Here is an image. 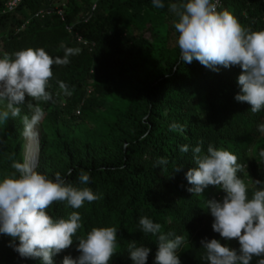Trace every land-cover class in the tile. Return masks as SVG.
I'll list each match as a JSON object with an SVG mask.
<instances>
[{
	"label": "trees",
	"instance_id": "obj_1",
	"mask_svg": "<svg viewBox=\"0 0 264 264\" xmlns=\"http://www.w3.org/2000/svg\"><path fill=\"white\" fill-rule=\"evenodd\" d=\"M8 1L0 0V55L43 47L62 57V46L80 49L68 65L53 66L48 89L53 98L42 103L47 115L40 124L44 132L36 170L49 176L71 170L70 182L92 188L101 198L80 209L54 203L51 214L59 218L78 211L84 224L78 235L116 226L119 247L111 264H132L127 254L132 241L152 248L148 264H153L157 240L140 231L142 216L160 223L165 234L185 237L178 251L182 264H207L200 244L204 238L238 249L237 240H223L213 231L206 211L205 200H221L225 193L216 186L203 196L187 191L191 185L185 174L196 165L191 151L181 153L179 146L191 149L202 142L205 151L211 144L233 152L249 195L257 188L255 181H264V134L257 128L264 123V110L252 113L250 105L234 99L239 66L217 73L198 61L181 62L178 44L170 46L172 13L167 7L153 8L151 0H24L15 12L6 13ZM56 8L65 11V21L56 13L35 16ZM224 9L244 27L264 29V0H219L218 10ZM68 25L89 45L68 33ZM58 81L73 90L71 97L63 96ZM21 108V115L29 114L26 105ZM76 119L94 130L77 125L71 130L69 122ZM172 124L184 131H170ZM24 152L22 121L9 119L0 125V179L14 171V162L25 159ZM159 158L168 164L158 165ZM177 167L181 170L174 172ZM81 170L90 174L87 185L77 181ZM10 240L0 236V264H40L20 258L8 246ZM77 244L54 257V264L65 255L78 256Z\"/></svg>",
	"mask_w": 264,
	"mask_h": 264
},
{
	"label": "clouds",
	"instance_id": "obj_2",
	"mask_svg": "<svg viewBox=\"0 0 264 264\" xmlns=\"http://www.w3.org/2000/svg\"><path fill=\"white\" fill-rule=\"evenodd\" d=\"M218 3L219 0H151L153 8L167 7L177 17L174 28L180 61H198L217 73L221 68L239 66V92L234 99L250 105L252 113L260 112L264 110V29L244 27L230 10H218ZM62 47V57L53 56L43 47L0 55V125L20 118L23 136L38 140V128L47 115L42 103L53 98L48 91L53 66H66L72 56L80 53L79 48ZM58 87L63 96L73 95L65 82L58 81ZM22 105H26L29 114L21 115ZM257 128L264 134V123ZM170 131L182 133L184 129L172 124ZM179 151H191L196 165L185 174L191 185L187 191L203 196L209 186H216L225 193L221 200H205L206 211L213 218V231L223 240L235 239L239 244L238 249H233L215 238L202 239L207 264H253L254 258L256 264H264V181H255L257 188L249 195L248 185L238 175L242 165L233 152L211 144L205 151L202 142L191 149L187 144L181 145ZM260 155L264 156V152ZM157 163L167 165L168 161L159 158ZM12 168V173L0 179V236L11 238L8 246L20 258L54 264V257L78 242L79 255H65L61 264H111L119 247L116 226L93 227L85 235H78L84 228L78 211L59 218L50 211V206L58 202L80 209L86 202L99 200V193L70 182L67 177L72 175L71 170L67 175L56 172L49 176L37 171L27 158L14 162ZM90 179L84 170L77 177L80 185L89 184ZM138 225L145 236L156 237L153 264H182L178 251L185 243L184 236L163 233L162 225L148 216L140 217ZM151 253L152 248L142 243L132 241L127 245L132 264H148Z\"/></svg>",
	"mask_w": 264,
	"mask_h": 264
},
{
	"label": "built area",
	"instance_id": "obj_3",
	"mask_svg": "<svg viewBox=\"0 0 264 264\" xmlns=\"http://www.w3.org/2000/svg\"><path fill=\"white\" fill-rule=\"evenodd\" d=\"M24 0H9L6 5H5V12L6 13H12V12H15L19 6L23 3ZM97 9V5L95 4L92 8V12H95ZM54 13H56L59 18L62 20V21H65V11L62 10L61 8H56V9H50V10H42L40 11L39 13L36 14V17H40V18H43V17H50L51 15H53ZM67 31L68 33H70L71 35H74V37L77 39V41L79 43H81L82 45L84 46H88L89 43L88 41L80 34H75L74 33V27L73 26H67ZM79 114V112H78Z\"/></svg>",
	"mask_w": 264,
	"mask_h": 264
},
{
	"label": "rangeland",
	"instance_id": "obj_4",
	"mask_svg": "<svg viewBox=\"0 0 264 264\" xmlns=\"http://www.w3.org/2000/svg\"><path fill=\"white\" fill-rule=\"evenodd\" d=\"M169 20H170L169 24L174 27V23L176 22L177 17H175L174 14H171V19H169ZM172 35H173V38L170 39V46L171 47L175 46L177 44L178 33L175 31V28H174V33H172ZM69 124H70L71 130L73 128H76L75 125H77V128H80V130H86L88 132H92L95 128V126L91 125L90 123H83V121L81 119H76L74 122H69ZM38 131H39V137L38 138L40 139L43 132H44L41 125L39 126ZM39 139H38L37 145L39 143ZM27 143H28V140L25 138V152H24L25 158H26ZM38 148L40 150V143H39ZM37 161H38V159H37ZM36 165H37V163H36ZM253 264H256V258L253 259Z\"/></svg>",
	"mask_w": 264,
	"mask_h": 264
},
{
	"label": "bare ground",
	"instance_id": "obj_5",
	"mask_svg": "<svg viewBox=\"0 0 264 264\" xmlns=\"http://www.w3.org/2000/svg\"><path fill=\"white\" fill-rule=\"evenodd\" d=\"M39 139V138H38ZM38 140H28L27 149H26V158L28 161L36 168V163L39 160V143L37 145Z\"/></svg>",
	"mask_w": 264,
	"mask_h": 264
},
{
	"label": "water",
	"instance_id": "obj_6",
	"mask_svg": "<svg viewBox=\"0 0 264 264\" xmlns=\"http://www.w3.org/2000/svg\"><path fill=\"white\" fill-rule=\"evenodd\" d=\"M39 143H40V139H39ZM38 165H39V160H38V162H37V166H36V168H35V169H37Z\"/></svg>",
	"mask_w": 264,
	"mask_h": 264
}]
</instances>
